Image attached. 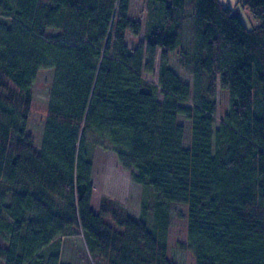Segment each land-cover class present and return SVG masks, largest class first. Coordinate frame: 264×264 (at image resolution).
<instances>
[{"label":"trees","instance_id":"obj_1","mask_svg":"<svg viewBox=\"0 0 264 264\" xmlns=\"http://www.w3.org/2000/svg\"><path fill=\"white\" fill-rule=\"evenodd\" d=\"M131 3L0 0V264H71L69 234L88 264H179L167 255L172 203L187 207L195 264H264V0H238L251 26L221 0H146L143 19ZM156 63L154 82L143 72ZM46 67L38 149L27 119ZM96 148L151 189L139 218L108 196L91 208Z\"/></svg>","mask_w":264,"mask_h":264},{"label":"rangeland","instance_id":"obj_2","mask_svg":"<svg viewBox=\"0 0 264 264\" xmlns=\"http://www.w3.org/2000/svg\"><path fill=\"white\" fill-rule=\"evenodd\" d=\"M224 4L237 7L240 15L247 26L256 23V19L251 12L242 7L240 8L238 0H221ZM146 0H132L130 14L132 17L143 19L142 10ZM142 39V33L138 35H127V44L134 46L138 40ZM158 56V54H157ZM170 65L179 74V76L191 82V75L188 74L177 62V55L170 52ZM52 67L39 69L35 81L31 86L32 104L29 117L27 119V132L33 139L36 148H40L41 136L44 127L45 112L48 100V90L50 86ZM146 79L157 82V63L152 72H143ZM216 101L217 117L221 114L226 106V93L217 91ZM179 121L185 127L184 144L188 141V123L179 117ZM92 197L91 208L97 211L99 200L102 196L112 197L123 205L129 214L134 218L140 217V203L146 196H152L151 189L137 184L131 180L129 171L123 168L117 160L116 154L111 150L96 148L93 151V167L91 174ZM186 212L185 204H171V224L167 234V255L177 261L179 264H195L192 250L188 247L186 236ZM150 218V217H149ZM60 259L70 262L71 264H88L91 263V257L85 248L81 234H69L61 237Z\"/></svg>","mask_w":264,"mask_h":264}]
</instances>
